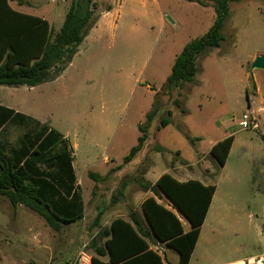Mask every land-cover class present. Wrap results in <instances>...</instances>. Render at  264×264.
<instances>
[{
	"label": "rangeland",
	"instance_id": "1",
	"mask_svg": "<svg viewBox=\"0 0 264 264\" xmlns=\"http://www.w3.org/2000/svg\"><path fill=\"white\" fill-rule=\"evenodd\" d=\"M72 1L10 0V4L20 12L48 20L56 34ZM95 1L99 18L109 6L113 9L90 32L58 79L34 88L0 85V104L55 129L73 147L79 144L74 149V164L85 218L55 232L25 206L14 209L0 196V264H67L82 239L96 234L92 228L99 212L109 227L116 206L113 197H118L123 187L127 196L122 212L136 209L142 214L144 199L153 196L144 186L155 184L169 168H177L186 178L216 185L212 213L226 212L234 220L239 230L234 243L244 245L243 254H261L264 114L254 113L259 99L250 68L256 56L264 54V3H233L224 26L225 42L200 57V70L193 82L169 93L163 87L174 60L186 44L213 26V4L161 0L158 8L143 0ZM261 71L254 74L264 96ZM154 103L161 110L146 145L125 163L138 144L139 125L146 123L145 114L154 109ZM247 112L258 119L259 129L242 127L241 118ZM165 117L171 123L159 130ZM37 129L34 124L8 125L0 132V141L15 146L23 134ZM227 135L236 141L226 167H221L210 151ZM105 158H110L109 164L104 163ZM110 169L114 173L101 183L88 176L89 170L104 174ZM160 202L170 209L166 199ZM172 255L177 264L178 253L172 251Z\"/></svg>",
	"mask_w": 264,
	"mask_h": 264
},
{
	"label": "trees",
	"instance_id": "2",
	"mask_svg": "<svg viewBox=\"0 0 264 264\" xmlns=\"http://www.w3.org/2000/svg\"><path fill=\"white\" fill-rule=\"evenodd\" d=\"M186 1L202 6L212 3L216 20L206 34L186 44L176 56L163 87L169 93L194 81L200 70V57L220 48L226 40L224 26L231 14V5L245 0ZM98 9L95 0H73L60 31L54 34L48 20L14 9L10 0H0V85L34 88L58 79L96 26L100 19ZM111 10L109 6L106 12ZM160 110L154 103V109L146 114V123L139 125L138 144L125 157V163L145 147ZM170 123V118L165 117L158 129ZM29 124L40 129L23 134L15 146L0 141V196L6 197L14 209L25 206L55 232H61L65 224L85 218L83 193L73 165L74 149L60 132L0 104V132L8 125ZM233 142L234 136H228L211 148V155L221 167L227 162ZM89 177L96 183L104 180L95 173H89ZM144 189L153 196L142 203V214L132 210L128 221L117 218L106 228L102 226L103 212L96 216L92 230L97 233L90 244L93 264H165L162 256L151 248L158 242L179 254L178 264L190 263L216 186L205 185L200 180L180 182L165 173ZM161 199H168L187 219L191 225L188 232L178 215L163 205ZM113 200L116 204L118 197L114 196Z\"/></svg>",
	"mask_w": 264,
	"mask_h": 264
},
{
	"label": "crops",
	"instance_id": "3",
	"mask_svg": "<svg viewBox=\"0 0 264 264\" xmlns=\"http://www.w3.org/2000/svg\"><path fill=\"white\" fill-rule=\"evenodd\" d=\"M99 1H103V0H99ZM104 1H111V0H104ZM143 2L146 4H149V5H154L158 8L161 7V0H143ZM112 9H113V5H112ZM16 10H18V9H16ZM111 11L103 14L100 17V19L98 20L95 27H97V25H101L102 22L104 21V19L109 17ZM260 55H264V54H258L257 56H260ZM174 62H175V60H174ZM261 72H263V71H261ZM256 82H257V86H258V92H257L258 97L257 98L259 99V101L257 103V107H256V110L254 111V113H255V115H258L261 117V115L264 114V96L261 95L262 84H261L258 77H256ZM146 114H145V117H146ZM228 136H232V135H227L225 138H227ZM235 141L236 140L234 137L233 146H232V149L230 151V154L228 156L227 162H226L224 167H226V165L228 163L229 157H230L231 152L233 150V147L235 145ZM248 146L251 147L250 144ZM78 147H79V144L75 145L73 147V149L76 150V148H78ZM74 159H75V153H74ZM103 160H104V163H106V164H109V162H110V158H105ZM73 165L75 168L74 161H73ZM114 171L115 170L110 169V170H108V172L101 174V173L89 170L88 176H89V173L98 174L101 177H103V179H104L101 182H104L105 180H107L109 177L112 176ZM75 172H76V169H75ZM165 173L171 174L180 182H187L189 180H197V179H190V178L184 177L182 174H180V171L177 168H173V169L169 168L165 171ZM201 182H203L205 185H208V186L214 185L208 181H201ZM77 184H79V183H77ZM214 186H216V185H214ZM123 189H124V187L122 188V190H120L117 193L118 200H117V203L115 204L116 206L113 207L112 213H113L114 219L112 220V222L117 218H123L124 220L128 221L130 212L132 210H136V209H131V210H129L128 213L122 212V210H121L122 203H123L122 201H124V199L127 196V192H124ZM217 189L218 188L216 186V192H217ZM126 191H127V189H126ZM120 192H123V196H120ZM216 192L214 194V197L216 195ZM149 197H151V196L146 197L144 199V201ZM214 197H213V200H214ZM119 200H121V201H119ZM166 200L170 204V210L174 211L178 215V217L180 218L185 232H188L191 229L190 223L176 209H174V207L172 206L171 202L168 199H166ZM213 200H212V204H211L210 210L208 212L207 218L201 227L200 237L198 239V242L196 244L195 250L192 254V257L190 259L189 264H264V252H262L261 254H243L244 245L239 246V245L234 243V239L237 238L234 236L239 235V230L237 228V225L233 219H231L227 216L226 212L212 213ZM221 207H222V209L223 208L225 209L224 205H221ZM104 220H105V218L102 219V226L104 228H106L105 227L106 221L104 222ZM111 223H110V225H111ZM110 225H109V227H110ZM207 226L209 229H206ZM151 248L154 249L155 251H157L159 253V255L162 256L165 264H174V262L172 261L173 260L172 251H175V250L168 247L166 244L159 243V242L156 244H152ZM159 248L161 249V251L158 250ZM166 259H167V261H166ZM105 260H107V258ZM178 262H179V260H178Z\"/></svg>",
	"mask_w": 264,
	"mask_h": 264
},
{
	"label": "built area",
	"instance_id": "4",
	"mask_svg": "<svg viewBox=\"0 0 264 264\" xmlns=\"http://www.w3.org/2000/svg\"><path fill=\"white\" fill-rule=\"evenodd\" d=\"M240 124L244 128H254L259 129L260 125L258 119L255 118L251 113L247 112L242 115ZM95 237L93 235L91 238H83L79 249L77 250L75 256L67 264H93V252L90 248L92 239Z\"/></svg>",
	"mask_w": 264,
	"mask_h": 264
},
{
	"label": "water",
	"instance_id": "5",
	"mask_svg": "<svg viewBox=\"0 0 264 264\" xmlns=\"http://www.w3.org/2000/svg\"><path fill=\"white\" fill-rule=\"evenodd\" d=\"M255 70H262L264 71V55L257 56L253 61L251 68H250V79L252 82V86L254 91H258V86L255 78L254 71Z\"/></svg>",
	"mask_w": 264,
	"mask_h": 264
}]
</instances>
